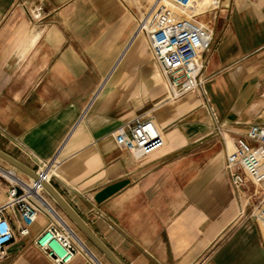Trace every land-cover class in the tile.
Masks as SVG:
<instances>
[{"label": "crops", "instance_id": "crops-1", "mask_svg": "<svg viewBox=\"0 0 264 264\" xmlns=\"http://www.w3.org/2000/svg\"><path fill=\"white\" fill-rule=\"evenodd\" d=\"M151 2L0 0V150L34 171L57 158L50 183L122 264H264V227L225 167L235 139L264 124V0H196V11L212 4L213 41L203 88L177 97L136 31ZM137 116L165 138L141 157L113 134ZM7 198L0 173V206ZM12 222L0 264H54L33 243L48 216L26 235ZM68 264L94 263L78 254Z\"/></svg>", "mask_w": 264, "mask_h": 264}, {"label": "built area", "instance_id": "built-area-1", "mask_svg": "<svg viewBox=\"0 0 264 264\" xmlns=\"http://www.w3.org/2000/svg\"><path fill=\"white\" fill-rule=\"evenodd\" d=\"M196 0H152L139 16L137 32L142 33L153 59L157 62L173 97L203 88L202 68L205 52L213 41V27L201 20L192 9ZM214 115V132L225 138V127ZM116 143L136 157L147 155L165 143L162 130L151 116H137L120 124L113 132ZM57 158L40 160L38 177L21 175L14 166L0 165V173L8 182L7 201L0 206V260L15 237L12 218L20 220L18 232L29 233L30 226L42 213L49 218L33 243L54 264H68L76 255L89 262L103 264L80 238L68 220L49 199L42 180L50 182L51 168ZM225 167L233 188L243 193L249 184L252 195L264 190V124L253 122L233 142L227 153ZM42 176V180H41ZM250 195V196H252ZM249 196V197H250ZM264 221V196L250 214Z\"/></svg>", "mask_w": 264, "mask_h": 264}, {"label": "water", "instance_id": "water-1", "mask_svg": "<svg viewBox=\"0 0 264 264\" xmlns=\"http://www.w3.org/2000/svg\"><path fill=\"white\" fill-rule=\"evenodd\" d=\"M0 157L14 165L18 169L29 174L32 178H37L38 174L25 164L21 163L11 155L0 150ZM43 185L48 194L55 200L60 208L66 213V215L75 222L79 228L96 244V246L114 263L122 264L117 257L111 252V250L90 230L84 220L77 214V212L71 207V205L62 197V195L55 189V187L49 182L44 181Z\"/></svg>", "mask_w": 264, "mask_h": 264}, {"label": "rangeland", "instance_id": "rangeland-1", "mask_svg": "<svg viewBox=\"0 0 264 264\" xmlns=\"http://www.w3.org/2000/svg\"><path fill=\"white\" fill-rule=\"evenodd\" d=\"M222 1V0H221ZM196 3L194 4L193 10L196 11ZM211 6L212 4L206 5V7H203L200 11H196V12H201L200 16H201V20H206L208 21L211 16L213 15V13H211ZM220 26V22L216 21L215 23V30L217 29V27ZM255 186L253 184H249V187L244 191V195L242 197V202L245 204V209H246V213L251 214V212L253 211V209L256 207V205L259 203V201L263 198L264 196V190H259L257 192V194L252 195V193L254 192ZM49 199L51 200V202L58 208L61 209L60 206L55 202V200L49 195L47 194ZM252 195V196H250ZM250 196V197H249ZM249 197V198H248ZM259 222L262 224V226L264 227V221L259 219Z\"/></svg>", "mask_w": 264, "mask_h": 264}, {"label": "bare ground", "instance_id": "bare-ground-1", "mask_svg": "<svg viewBox=\"0 0 264 264\" xmlns=\"http://www.w3.org/2000/svg\"><path fill=\"white\" fill-rule=\"evenodd\" d=\"M194 4H195V3H194ZM194 4H193V6H192V9H193V7H194ZM47 178H48V175H47L46 178H44V179L42 180V176H41L42 183H43L44 181H47Z\"/></svg>", "mask_w": 264, "mask_h": 264}]
</instances>
